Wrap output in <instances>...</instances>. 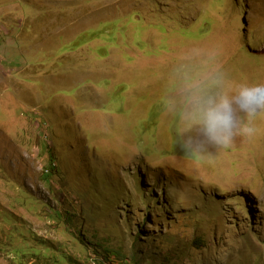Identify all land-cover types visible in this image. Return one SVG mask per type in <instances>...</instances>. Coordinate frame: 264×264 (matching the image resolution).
I'll list each match as a JSON object with an SVG mask.
<instances>
[{"label":"rangeland","instance_id":"rangeland-1","mask_svg":"<svg viewBox=\"0 0 264 264\" xmlns=\"http://www.w3.org/2000/svg\"><path fill=\"white\" fill-rule=\"evenodd\" d=\"M217 74L264 83V0H0V264H264V117L177 103Z\"/></svg>","mask_w":264,"mask_h":264},{"label":"clouds","instance_id":"clouds-1","mask_svg":"<svg viewBox=\"0 0 264 264\" xmlns=\"http://www.w3.org/2000/svg\"><path fill=\"white\" fill-rule=\"evenodd\" d=\"M182 93L177 103L185 126L198 128L209 142L227 148L235 135L251 139L257 134L255 121L264 117V83L225 88L217 74L186 82Z\"/></svg>","mask_w":264,"mask_h":264},{"label":"trees","instance_id":"trees-1","mask_svg":"<svg viewBox=\"0 0 264 264\" xmlns=\"http://www.w3.org/2000/svg\"><path fill=\"white\" fill-rule=\"evenodd\" d=\"M56 166V165H55ZM52 169V168H51ZM53 170V169H52ZM48 176H50V175H48ZM83 242V241H82ZM105 251V253H107V256L110 254V249H108V248H105L104 250H103V252ZM96 256H100V254L97 252L96 253ZM57 258V257H56ZM104 258H107L106 256L104 257ZM103 260V259H102ZM101 259L100 260H98V261H96V264H105V262L104 261H102ZM54 264H57V263H54Z\"/></svg>","mask_w":264,"mask_h":264}]
</instances>
